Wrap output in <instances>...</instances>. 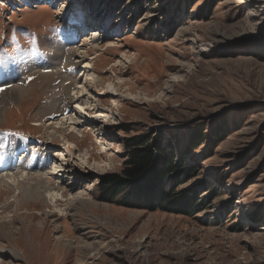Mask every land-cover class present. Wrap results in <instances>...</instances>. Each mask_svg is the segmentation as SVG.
<instances>
[{
	"label": "rangeland",
	"instance_id": "obj_1",
	"mask_svg": "<svg viewBox=\"0 0 264 264\" xmlns=\"http://www.w3.org/2000/svg\"><path fill=\"white\" fill-rule=\"evenodd\" d=\"M0 55V77L31 70L0 80V264H264V0H0ZM198 128L196 211L102 199L123 139L181 158Z\"/></svg>",
	"mask_w": 264,
	"mask_h": 264
},
{
	"label": "trees",
	"instance_id": "obj_2",
	"mask_svg": "<svg viewBox=\"0 0 264 264\" xmlns=\"http://www.w3.org/2000/svg\"><path fill=\"white\" fill-rule=\"evenodd\" d=\"M192 138L184 146L181 158L175 157L170 148L163 146V139L142 132L123 139L124 163L122 171L106 174L100 179V195L103 200L128 206V200L149 203L154 210L190 214L196 211L195 196H183L178 189L193 179L197 172L187 165L188 155L208 142L203 128L193 131ZM119 198L122 200L118 201ZM127 201V202H126Z\"/></svg>",
	"mask_w": 264,
	"mask_h": 264
},
{
	"label": "bare ground",
	"instance_id": "obj_3",
	"mask_svg": "<svg viewBox=\"0 0 264 264\" xmlns=\"http://www.w3.org/2000/svg\"><path fill=\"white\" fill-rule=\"evenodd\" d=\"M99 30H96V32H98ZM96 32H94V33H96ZM70 34V32L69 31H67V32H63L62 33V35H63V38L65 39V41H63L62 43H61V50L63 51V52H65L66 50H69L68 49V46L70 45V42L68 41V37L70 36L69 35ZM94 40V39H93ZM95 44H97V43H95ZM56 46H58V45H56ZM72 46H73V44H72ZM97 47V46H96ZM51 48V47H50ZM72 49V48H71ZM52 50V49H51ZM58 52V51H57ZM62 52V53H63ZM73 53V52H72ZM68 57H67V63H68V66L69 67H73L74 66V64H73V62H72V54L70 53V50L68 51V55H67ZM51 58V57H50ZM51 59H53V58H51ZM66 59V58H65ZM80 60H82V58L80 59ZM42 61V60H41ZM37 62V61H34L33 63H32V66H30V68L33 70H35V69H37V67H40L41 65H42V62ZM51 61V60H50ZM53 61V60H52ZM52 63V62H51ZM63 63V62H62ZM34 64V65H33ZM55 65H57V64H55ZM63 66V65H62ZM50 67H52V66H50ZM93 67V66H92ZM41 68V67H40ZM20 69V68H19ZM23 69V68H22ZM52 69H54V67L52 68ZM51 69V70H52ZM24 70V69H23ZM44 70V69H43ZM31 71V70H30ZM30 71L29 72H25V71H23L24 73L23 74H21L20 72L19 73H15V72H12V73H10V74H5L4 75V77H3V81L4 82H9V81H11L12 79H20V77H25L26 75H30ZM39 71V70H38ZM42 71V70H41ZM41 71H39V72H41ZM53 71V70H52ZM21 72H22V70H21ZM37 73V72H36ZM40 74V73H39ZM48 74V73H47ZM69 75V74H68ZM71 77V76H70ZM41 78H42V76H41ZM46 78V77H45ZM18 79V80H19ZM92 80V79H91ZM73 81V80H72ZM12 82V81H11ZM94 82H95V80H94ZM104 82H105V80L104 79H100V83L101 84H104ZM21 82H19V84H20ZM2 84V83H1ZM23 84V83H22ZM17 85V84H16ZM18 87V86H17ZM23 87H25V86H23ZM65 87V86H64ZM19 88H21V87H19ZM13 89V88H12ZM66 89V88H65ZM11 90V89H10ZM68 90V89H67ZM8 91V90H7ZM13 91V90H12ZM16 91V90H15ZM23 92H25V89L24 88H21V90H19V91H16V92H14L13 93V96H11L10 95V93H9V95H8V97L9 98H11V99H14V100H19V98L21 97V95L23 94ZM60 92V91H59ZM65 93V92H64ZM1 94V93H0ZM65 95V94H64ZM63 96H61V98H62ZM65 97H67V96H65ZM61 98H59V99H61ZM51 99V98H50ZM3 100V99H2ZM6 100V99H5ZM68 100V99H67ZM79 100V99H78ZM1 104V103H0ZM68 102H65L64 103V106L65 107H67L68 106ZM101 104H102V102H101ZM3 108H4V106H2V105H0V122L2 121L3 122V113H2V110H3ZM91 117V116H90ZM100 117V116H99ZM93 118V117H92ZM94 118H96V117H94ZM67 121V120H66ZM68 121H71V125H73V127H74V123L75 122H73V118L72 117H70L69 119H68ZM68 123V122H67ZM95 123H97V121H93V122H90V124L91 125H95ZM58 132V131H57ZM54 134V133H53ZM20 166V165H19ZM59 167V166H58ZM21 168V167H20ZM40 171V170H39ZM22 173V172H21ZM38 173V172H37ZM33 176V175H32ZM18 177H15V178H10V177H8L7 179H8V182H10V183H13V184H16V179H17ZM7 179H6V181H7ZM41 178H35V177H32L31 178V175H30V178L29 179H26V178H23V182H26V184H24V183H22L21 185H19L18 184V190H21L20 192H22L23 191V194H24V196L25 197H30V196H34V197H40V196H43L44 194H43V191H45L44 190V188H45V185H43V181L42 180H40ZM45 179V178H44ZM21 180H22V177H21ZM46 180V179H45ZM22 182V181H21ZM53 184H55V183H53ZM2 185V184H1ZM56 185V184H55ZM17 186V185H16ZM5 187V186H4ZM56 187V186H55ZM62 187V186H61ZM2 188V187H1ZM63 188V187H62ZM4 189V188H3ZM8 190V189H7ZM62 190V189H61ZM51 191V190H50ZM54 191V190H53ZM52 192V191H51ZM47 193V192H46ZM77 194V193H76ZM48 198H51V200H53L54 202H55V204L57 205L58 204V202H59V198L60 199H66V196L64 195V194H57L56 196L54 195V194H52V193H47V195H46ZM68 196H69V194H68ZM44 197V196H43ZM56 198L58 199V200H56ZM73 198V197H72ZM20 200V199H19ZM70 200V199H69ZM12 207V206H11ZM28 207V206H27ZM67 226V225H66ZM3 249V248H2ZM9 255V254H8ZM10 255L11 256H13V257H16V255L13 253V252H11L10 253Z\"/></svg>",
	"mask_w": 264,
	"mask_h": 264
},
{
	"label": "snow or ice",
	"instance_id": "obj_4",
	"mask_svg": "<svg viewBox=\"0 0 264 264\" xmlns=\"http://www.w3.org/2000/svg\"><path fill=\"white\" fill-rule=\"evenodd\" d=\"M12 39L15 40L16 37L13 36ZM33 42H34V38H33ZM35 51L38 52V48L35 49ZM6 62H7L6 58L3 57L2 55H0V66L4 65ZM12 62H15V58H13V61ZM3 91H4V88L0 87V92H3Z\"/></svg>",
	"mask_w": 264,
	"mask_h": 264
}]
</instances>
